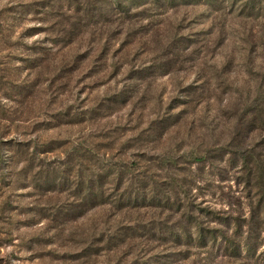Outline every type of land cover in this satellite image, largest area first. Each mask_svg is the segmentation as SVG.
<instances>
[{
    "label": "rangeland",
    "instance_id": "rangeland-1",
    "mask_svg": "<svg viewBox=\"0 0 264 264\" xmlns=\"http://www.w3.org/2000/svg\"><path fill=\"white\" fill-rule=\"evenodd\" d=\"M130 4L0 0V264H264V21ZM90 150L159 203L89 209Z\"/></svg>",
    "mask_w": 264,
    "mask_h": 264
},
{
    "label": "trees",
    "instance_id": "trees-1",
    "mask_svg": "<svg viewBox=\"0 0 264 264\" xmlns=\"http://www.w3.org/2000/svg\"><path fill=\"white\" fill-rule=\"evenodd\" d=\"M138 0H105L106 6L108 9L112 12H116V14L120 15L122 10L123 15L131 16L133 18L137 17L136 13L131 14V11H134L135 8H132L130 3H136ZM149 1V4L146 7H151L157 6L158 8L161 7H168L171 6L170 8H173L175 6H202V7H207V8H212L214 9V12L218 14L219 17H225L229 16L232 19H235L237 21H240V23H243V27L245 21H251L252 19L254 20H261L264 21V0H146ZM226 4V11H228L226 14L225 8L221 7L220 5ZM142 8L145 7V4L141 6ZM139 9V8H138ZM147 8H143V11H147ZM150 10V8H149ZM118 12V13H117ZM234 15V16H233ZM142 20L145 18L142 17ZM244 21V22H243ZM245 32L246 30L243 29ZM251 30H248V34L250 33ZM90 153H93L92 158L86 157V156H76V159L78 160V172L79 175L77 176L78 184L77 188L79 190V194L82 195L84 189L88 191L87 197L88 200L84 199L81 200L83 201V204L88 206L89 209L97 208L100 206H115L116 211H120L126 208H140V207H148L150 205H155L159 202L155 201V194L153 190L149 188V184H143L140 188L139 192H134L130 186L129 189L131 190H126V192H122V194H116L117 195V206L113 205V201H115V193H118L120 189L123 187L124 180H122V173H127V165L125 162H118L114 161L113 158L110 155H107V153L104 154H99L98 152H95L93 150H90ZM81 158L86 159L87 162H90L89 160L92 161V166L93 168L91 169L90 166L88 165H83L82 162L80 161ZM200 161H202L204 158H199ZM97 161H100L98 163ZM103 165L98 167L99 165ZM119 170L121 172H119ZM84 171H89L90 172V178L88 181L89 183L87 186H83V181L82 178L84 176L82 173ZM77 172V173H78ZM106 179H109V189L113 191L107 195L106 198H104V192L101 191V187L103 186V183L105 182ZM133 191V193H132ZM92 194V195H91ZM109 195H113L108 197ZM108 198V199H107ZM173 207V206H171ZM178 209L177 211H179ZM192 212V210H190ZM189 211V213H191ZM205 215L210 216V219H213V222L215 224H224L226 227L230 226L231 223H237L236 219L228 221L227 218L224 217H219L216 215L217 212L213 211H208L207 208H204L202 210ZM189 216L191 214H188ZM203 215V214H201ZM189 219V218H188ZM190 220V219H189ZM188 221V220H187ZM190 232H186V240L192 245L193 243L197 244L199 248H207L210 245V248H216L218 251H224L229 253V254H237V252L241 251L242 249L240 247H235L233 244L228 243L227 238L224 234L217 235L215 234L214 230H208L204 229L200 226V224L196 222L195 220H190ZM194 231H196L197 236H194ZM222 238L224 241H222ZM219 239V242L217 243ZM224 244V245H223ZM245 254L251 253V248L248 244L245 245Z\"/></svg>",
    "mask_w": 264,
    "mask_h": 264
}]
</instances>
